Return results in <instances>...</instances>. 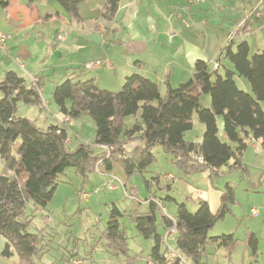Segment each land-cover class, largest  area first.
Segmentation results:
<instances>
[{
    "label": "trees",
    "instance_id": "16d2710c",
    "mask_svg": "<svg viewBox=\"0 0 264 264\" xmlns=\"http://www.w3.org/2000/svg\"><path fill=\"white\" fill-rule=\"evenodd\" d=\"M56 1L65 12L79 18V6L84 0ZM105 15L113 16L120 0H106ZM253 23H246L253 28ZM241 28L239 35L246 33ZM222 54L230 62L232 70L225 76L210 73L206 62L195 64L193 78L173 88L169 86L163 94L160 86L149 78L135 74L127 77L117 93L101 90L96 80L85 71L72 73L63 82L56 84L52 100L59 112L69 119H80L88 115L96 125L95 144L113 148L107 159L106 151L96 153L93 146L81 142L76 149L69 148L70 136L66 127L52 125L39 128L28 118L16 116L20 102L42 105L41 85L38 81L27 84L13 71H7L0 80V91L4 97L0 102V236L6 244L1 256L11 258L16 254L19 264H41L44 254L49 252L50 241L44 243L45 235L28 231L32 211L46 208L53 200L60 176L68 168H74L82 178L96 173L101 166L112 171L120 163L126 175L143 174L157 160L153 149L160 145L172 156L173 163L184 172H203L210 169L213 176L235 160L233 168H240V160L249 142L260 141L264 148V51L251 54L246 41L230 40ZM244 77L252 93L241 90L234 76ZM209 95L211 105L203 106L201 98ZM141 115L128 127L125 119ZM197 115L205 127L202 142L186 140L185 135L193 129ZM222 118L224 133L229 143L219 137L218 119ZM140 139L142 144L126 153L120 146L128 140ZM106 159V160H105ZM221 207L214 214L207 202H201L195 213L186 204H177V215L162 218L164 228H174L177 250L193 264H203L209 245L232 247L234 235L211 237L210 231L229 213L235 202L234 188L227 184L222 195ZM156 203L151 202L149 213L135 217L129 215L139 234L155 244L149 256L153 264H169V257L162 251L164 236L159 234ZM123 212L114 205L104 232L107 247L117 256H128L127 231L119 219ZM34 217V216H33ZM249 245L257 252L258 240L252 238ZM73 257L78 255L72 253ZM180 256L172 258L171 264H182ZM72 257V258H73ZM63 260H65L63 258ZM127 264H136L135 258H127Z\"/></svg>",
    "mask_w": 264,
    "mask_h": 264
},
{
    "label": "crops",
    "instance_id": "0c3cea01",
    "mask_svg": "<svg viewBox=\"0 0 264 264\" xmlns=\"http://www.w3.org/2000/svg\"><path fill=\"white\" fill-rule=\"evenodd\" d=\"M251 1H248V5L245 6L239 0H205L201 4L193 3L191 0H120L116 13L113 16H106V0H84L79 6V18H73L56 1L0 0V31L7 36V49L0 51V80L4 78L7 71H13L25 79L27 84L38 81L41 85L43 100L42 105L39 106L40 117L46 119L47 115L43 113L46 109L58 120L55 125L67 128L72 126L74 120L70 119L69 124L62 126L65 116L59 120L60 112L52 100V94L56 84L63 82L70 74L85 71L89 77L96 80L99 89L113 93L119 92L126 78L135 74L151 79L160 86L161 91L164 89L166 92L169 86L177 88L193 78L197 61L206 62L208 68L213 62L214 55L219 49L218 46L213 48L210 45L212 35L208 25L212 21H218L220 17L222 19L224 16L230 21V19L233 20V16H236L235 23L239 26L235 38L231 40L236 42L243 40L250 31V26H245V24L255 22L252 19L257 15V12L264 14V8L261 9L264 6V0H258L255 7ZM251 7H253V13H256L253 17L248 15ZM207 20L209 24H207ZM255 25L256 23L252 27ZM244 26L248 31L239 35V31ZM60 36H64V38L60 39ZM217 42L219 45L221 44L220 40ZM220 54L219 52L217 56ZM211 57L213 58L211 59ZM214 70L217 71L216 65ZM44 89H47L49 93L46 94ZM139 117L138 114L137 117L126 118V125L132 126L139 120ZM218 127L220 134V131L224 130L222 118L218 119ZM200 130L203 133V138L205 127ZM202 138L197 143L202 142ZM94 145H96L95 142ZM140 145L141 142L139 145L135 143L132 146L135 149ZM96 146L101 148L100 153L105 151L106 147ZM249 152H253L259 161L264 159V148L261 142L252 139L240 160V168L244 169V175H247L245 160ZM234 164L235 160L233 159L215 176L210 169L203 172H184L180 169L183 174L182 181L191 179L195 174H200L205 179V189H197L186 183L188 196H193L195 204L198 203V205L201 202H207L211 211L216 214L221 207V199L226 186L230 183H226L224 189H214L212 185L215 177H220L223 174L226 176V173L236 169L233 168ZM102 167L97 169L98 173ZM103 168L105 169V167ZM103 176L106 175L103 174ZM108 178L110 180L111 176ZM176 179L175 177V180L168 181L173 183ZM158 182H160L159 178L155 183ZM147 185L151 189L149 182ZM255 185L250 183V186L255 187ZM169 189L171 190L170 185ZM152 198L149 201L150 207L151 202H155L158 206L160 203L156 198ZM169 199L176 205L181 204L175 197ZM125 213L129 217L130 213ZM147 213L149 211L144 214ZM175 213L176 217L177 210ZM175 217L171 218L175 219ZM157 222L159 224L158 219ZM121 226L123 225L121 224ZM158 232L164 236L162 251L167 253L169 264H171L172 258L180 256L177 250L176 233L167 236V230L164 227L161 232L160 230ZM232 235L235 237V234ZM252 238L257 239V236L253 231H250L246 235V241L241 245L244 255L249 253V242ZM238 243L239 240L237 241L236 238L235 244L226 248L230 251L231 256L238 253L237 259L239 260L243 253L239 255ZM127 246L128 256L120 255L123 257L122 261L116 258L120 256L107 247L108 251L115 256L111 259L112 261L110 260L111 264H116L115 258L120 264H127L128 257L135 258L136 264H142L143 259L146 260V264H153L149 260V254L144 258L131 256L128 241ZM259 253L260 249L257 246V252L252 254L258 258ZM72 257V255L65 256L63 264H70ZM2 258L5 257L2 256ZM5 259L15 260V263L19 264L16 254ZM83 259L92 264H98L92 256H86ZM181 259L182 264H193L185 256ZM233 259L236 261L234 256ZM0 264L2 263L0 262ZM203 264H206V255Z\"/></svg>",
    "mask_w": 264,
    "mask_h": 264
},
{
    "label": "rangeland",
    "instance_id": "374dc122",
    "mask_svg": "<svg viewBox=\"0 0 264 264\" xmlns=\"http://www.w3.org/2000/svg\"><path fill=\"white\" fill-rule=\"evenodd\" d=\"M204 1L196 4H201ZM239 1L246 6L250 0ZM252 1L253 7L259 2L258 0ZM253 7H251L248 14L251 17L256 14L252 11ZM263 8L264 6L261 7V9ZM256 16L252 19L256 25L243 38L249 44L251 54L264 51V14L257 12ZM225 18L224 16L222 19L220 17L218 21H209L211 23L208 25V29L212 35L210 45L213 48L218 46L219 49L216 55H214L213 62L208 69L210 73H217L221 76H225L227 70H232L230 62L222 54V51L230 40L235 38V33L239 26L235 23L236 16H233V20L230 19V21ZM207 24H209L208 20ZM218 40L221 42L220 45L217 42ZM236 40L238 39L236 38ZM219 52L221 54L217 56ZM216 64H218L217 71L214 70ZM219 67L221 68L219 69ZM234 80L241 90L252 93L251 86L244 77L236 75L234 76ZM44 92L46 94L49 93L47 89H44ZM164 92V89H162L163 94ZM3 97L4 95L0 91V102ZM201 103L203 106L208 107L211 103L210 96L207 94L203 95ZM261 106L264 110V102L261 103ZM40 110L39 106L20 102L17 107L16 116L28 118L38 127L44 128V130L57 123L58 120L46 109L43 112L44 115H47L46 119L40 117ZM140 115L141 111L139 112ZM63 118L64 115L60 113L59 120ZM193 121V129L186 133L185 138L189 142L197 143L203 134L200 129H204V127L199 122L197 115H195ZM67 124L69 122H65L64 119L62 126ZM220 124L222 126V122ZM72 126L66 128L70 136L69 148L71 150L76 149L81 142H86L93 146L96 153H100L101 148L94 145L96 125L88 115L85 114L80 119H74ZM219 137L223 142L229 143L224 130L220 131ZM140 142L142 144V141L136 138L128 140L120 147L128 153L133 151L132 145H135V143L139 145ZM114 150H117V148H105L107 159L113 155L112 152ZM153 153L157 159L155 163L143 174H135L132 177L126 175L120 163L114 165L112 172H108L102 167L100 173L96 170L97 173H91L85 179L79 176L74 168H68L60 176V183L56 194L46 208L39 209L34 213L32 211L33 207L29 206L27 214L32 216V223L28 231L40 236L45 235L44 243L46 244L50 241L49 252L43 255L41 264H63L62 257H68L72 253L78 255L79 258L92 256L93 260L98 264H111V259L115 256L112 252L108 251L104 232L114 205L124 214L119 221L127 231L130 255L133 257L137 256L138 258L150 255L155 242L153 239L146 240L141 237L125 212L133 214L135 217L142 216L151 209L149 204L151 198H156L160 203L156 211L160 225L163 216L175 217L177 205L169 199L175 197L179 203H185L190 212L195 213L199 205L198 203L195 204L196 201L193 196H188L185 184H191L197 189H205V179L203 176L195 174L189 180L184 179L186 182L182 181L183 174L179 167L173 163L171 155L167 154L160 145H157L153 149ZM255 157L253 152H249L246 156L247 175H244L243 168H236L232 172L226 173V176L223 174L222 176L224 177H215L212 185L214 189H224L226 183L229 182L234 188L236 200L232 207L233 212L214 226L210 231V236L235 234V239L239 240V255H241L243 253L241 245L246 241L248 232L253 231L258 240L259 257L255 258L253 256L252 249L249 246V253L245 255L243 253L242 258L239 260L237 259L238 253L232 254L236 259L235 261L233 256L230 255L228 248H217L211 245L207 248L206 264H264V159L259 161ZM103 162L104 160L101 159L96 169H99ZM3 169V164L0 162V176ZM103 174L106 176H103ZM169 174L177 178L175 182L171 183L168 181L166 176H169ZM108 176H111L110 180ZM157 178L160 179V182L155 183ZM147 182L150 183L151 189L148 188ZM250 183L256 184L255 187L250 186ZM115 184H117L116 191H111L108 186L111 187ZM169 185L171 190L169 189ZM97 189H100V192L96 193ZM84 194L89 195V198L85 199ZM253 209L259 211L256 216L251 214ZM162 229L161 224L159 228L160 232ZM167 236L169 235L167 234ZM5 244V239L0 236V255L4 250ZM116 258L121 261L123 260L122 256ZM116 258L115 262L118 264L119 261ZM86 261L89 262L88 260ZM0 262L2 264L17 263H15V260L8 261L2 258V256H0ZM142 264H146L145 259L142 260Z\"/></svg>",
    "mask_w": 264,
    "mask_h": 264
},
{
    "label": "built area",
    "instance_id": "2783aa9c",
    "mask_svg": "<svg viewBox=\"0 0 264 264\" xmlns=\"http://www.w3.org/2000/svg\"><path fill=\"white\" fill-rule=\"evenodd\" d=\"M192 2H195V3H198V2H201V1H203V0H191ZM65 36V35H64ZM64 36H60L59 38L60 39H63L64 38ZM6 49H7V36L2 32V31H0V51H6ZM216 67H218V64H216ZM69 118H65V122H69ZM111 149V148H110ZM113 149V148H112ZM166 178L168 179V180H175V177L174 176H172V175H169V176H166ZM117 184H115L114 186H111V187H109V189H111V190H115L116 188H117V186H116ZM100 191V189H97L95 192L96 193H98ZM84 196V198L85 199H88L89 198V195H87V194H84L83 195ZM252 214L253 215H257L258 214V211L257 210H255V209H253L252 210ZM171 218V217H170ZM172 219V218H171ZM175 233V229L174 228H169V229H167V234L169 235V236H171V235H173ZM70 264H92V263H90V262H87L85 259H83V258H79V257H73V258H71L70 259V262H69Z\"/></svg>",
    "mask_w": 264,
    "mask_h": 264
}]
</instances>
